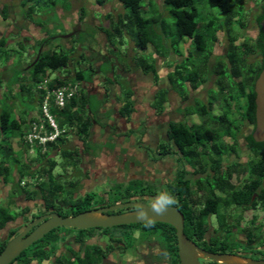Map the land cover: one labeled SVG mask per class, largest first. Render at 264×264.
<instances>
[{"label": "trees", "instance_id": "16d2710c", "mask_svg": "<svg viewBox=\"0 0 264 264\" xmlns=\"http://www.w3.org/2000/svg\"><path fill=\"white\" fill-rule=\"evenodd\" d=\"M33 1L24 0L23 5L26 6ZM58 1L48 0V3L51 6H56ZM118 1L125 9L129 10L128 13L121 14V16L131 20L134 26L139 29L137 41L134 43L135 49L145 50L149 44L154 47L150 56L155 53V57L153 55L150 63L137 61L135 67V64L131 61V66L133 65L137 70L142 69L146 75L154 76L156 79L161 78L157 63V58H164L162 53L164 49L162 46L163 38L158 28L160 24L158 19L160 20L161 15L159 17L152 14L144 16L143 11L148 12L144 9V0ZM248 1L253 0H206L210 7L218 8L226 15L229 23L236 20L239 22L237 32L232 24L228 29L225 28L224 22L213 20L204 26H200L197 21L200 14L199 9L193 0L162 1L161 9L164 5L168 6V11L174 18V29L167 32V37H171L173 46L180 45L186 39H189L192 50L186 58L182 55L173 54L177 58L172 61L174 63L168 75V82L172 90L177 92L182 101L186 103L184 114L186 116H197L200 118L201 124H190L186 120L171 121L166 128L167 141H161L155 149L148 146H144V149L151 152V157L155 162L164 160L166 157H177L180 167L175 179L169 184L165 183L164 187L174 193L177 201L174 206L178 207L184 214L185 233L192 240L195 237H198V239L204 237L208 229L207 217L212 213L220 214L221 229L226 230V234L229 233V228L224 222L223 215H221L223 204L249 205L261 199L264 201V188L261 189L264 182V152L261 158L250 162L246 166L239 168L238 164L234 165L226 175H223L224 171L222 170L225 156L240 154V136L247 140L249 149L257 155H259V149L264 150V143L254 141L252 132L242 133L245 122L255 126L256 94L254 85L264 69L262 31L258 38L245 36L238 32L247 26L246 4ZM258 1L261 3V10L255 17V21L261 29L260 24L264 19V0ZM36 2H43V0H36ZM105 2V0H96L99 6H102ZM33 7L31 6L30 9ZM3 9L8 8L4 5ZM84 11L85 8H82V15ZM110 16H113V14H108V18ZM114 18L113 21L115 22ZM119 23L126 25L121 21ZM109 26H111V21ZM116 33L121 36V30L116 29ZM219 33L224 35L227 48L226 54L211 61ZM241 36L244 39L239 41ZM111 37H114L113 33L109 34L107 40L110 41ZM122 42L123 40L120 43L122 44ZM4 43L5 41L0 42V46H3ZM47 45L44 43V45L41 44L34 50L33 48L29 50L35 53V59H37L34 60L35 62L33 61V65L29 63L24 69H21L19 63V69H17L14 63H12V66H9L8 63L0 69L1 72L6 69L7 71L10 69L20 70V76L9 77V79H13L9 86H13L16 95L13 94L5 99V107L0 111V134L3 137V142H5L0 143V196L5 186L13 185L7 198L8 203L6 205L0 204V253L6 247L7 242L18 233V229H12L11 224L20 216H23L25 220H29L31 217L50 211L58 212L63 217L74 216L92 210L100 204L104 205L105 199H108L106 203H111L107 206L114 205L115 202L145 200L147 197H152L160 188L153 182L143 178H135L127 183L113 184L111 192L105 191L98 200L95 193H88L81 197L74 196L73 188L80 185V179H76L74 182H58L60 176L55 175L58 166L63 170H66L69 166L79 168L82 162L80 150L77 147L68 145L72 133H75L82 142L84 153H90L94 149L90 141L91 128L100 110L92 106L90 93L83 88L84 83H90L93 80V74L96 72L93 66L81 65L85 61V54L79 53V59L75 60L73 53L77 49L74 43L70 49H61L60 51L53 49L54 47L46 48ZM168 53L167 58H170L171 53L167 49ZM73 63L79 65V68L71 70L70 66ZM60 70H64V72H60ZM213 76L215 81H213V87L208 90L206 100L194 98V101L189 103L191 92L198 90ZM45 80L48 81L47 90L49 91L63 85H74L75 83H79L81 87L79 94L69 99L64 108L56 107L53 98L50 99V112L55 117L61 133L53 142L46 144L44 153L42 152V146H34L38 156L29 158V152L33 146L25 142V137L32 130V125L35 122L39 123L42 118L41 108L47 90L41 88L40 85ZM178 80H182V83H178ZM0 81H2V78ZM185 81H189L191 87L186 85ZM158 91L161 95L151 106L159 111V115H161L169 100L170 89L162 87ZM236 94H239V96H236ZM19 96H23V98H18ZM132 96L130 92L119 111L128 119L135 112L131 101ZM21 99L22 102H28V105H23L25 106L23 107V115L16 111V103ZM239 107L240 109L243 108V115L238 119L234 116V113ZM217 109L218 112L216 113ZM51 131L53 130L49 127L48 132ZM130 131L131 133L135 132L134 129H130ZM227 138L231 139V142H227ZM212 141L215 142L213 143L214 146L211 144ZM14 142L18 145V149H15ZM219 145L223 148L222 150ZM211 149L214 150V153H211ZM53 151L62 156V162H57L49 157ZM14 155H18V158H15ZM43 161H49V166H43ZM201 163H203L202 167L209 164L214 172L217 183L215 190L210 183L206 182L196 186L195 179L191 178L192 173L188 166L195 168ZM243 172L248 173L245 183L241 186L233 184L235 173L240 176ZM27 178H30L31 181H27ZM71 187L72 190L68 193L67 188ZM197 190H203L207 194L206 206L201 211L202 216L200 218L194 215L191 206L192 197L197 193ZM19 194H23L26 200L37 201L36 212L30 207L21 209L19 214L13 210L17 206L15 198ZM58 200L64 202L67 208L58 205ZM116 212H119V210ZM132 229H141V233L146 237L149 234L160 235L165 245V256L170 264H180L176 229L169 224L159 222L119 225L111 228L76 229L58 227L33 243L17 259L25 256L27 260L24 264H44V262L52 260H54V264H101L105 256L113 250V245L91 244L88 239L93 238L97 233L108 236L115 242H122V246L125 244L122 248V251L125 252L128 246L130 247L135 242V238H132L134 233ZM73 230H75L74 234ZM119 235H124L128 238V241H125L124 238L119 239ZM248 237L249 241L252 242L257 234L255 231L248 230ZM68 238H74L75 242L79 244L78 247L75 249L68 248L69 255L65 253L58 255L59 247ZM230 243L227 239L221 247V251L232 250ZM210 250L219 251L218 247ZM170 256L173 260L169 259ZM211 264H216V262H211Z\"/></svg>", "mask_w": 264, "mask_h": 264}, {"label": "rangeland", "instance_id": "374dc122", "mask_svg": "<svg viewBox=\"0 0 264 264\" xmlns=\"http://www.w3.org/2000/svg\"><path fill=\"white\" fill-rule=\"evenodd\" d=\"M105 1L102 6H99L96 0H59L56 6H51L48 0H43V2L39 3L34 0L32 3L24 6V0H0V42L5 41L4 45L0 46V69L8 63L9 66H12V63H14L17 69H19L18 65L20 63V68L24 69L25 64L30 63L27 54L29 50L32 48L34 50L38 46H41V44H48L46 48L54 47L53 49L60 51L61 49H70L74 43L77 49L73 53L75 60L79 59V53H84L86 57L81 65L93 66L94 71H96L93 74V80L83 85V88L85 87L84 89L90 93L92 106L100 110L102 114V117L98 116L95 119L91 128V142L93 150L96 152L91 151L89 153L90 156H86V162L82 164V167L69 166L66 170H63L58 166L55 170V175L60 176L58 178L59 183L66 182L67 178L72 182L80 179L79 192L88 191L95 193L98 200L105 191L111 192L113 184L127 183L133 177L152 178V180L159 182L162 177L168 176L171 173L170 171L177 173L180 167L177 157L171 156L167 157L165 161L155 162L151 157V152L145 150L144 146L155 149L161 141H165V130L170 120L179 119L186 120L190 124H201V120L197 116L185 117L182 115V117L176 118V114L181 115L179 110L183 109L186 103L182 101L177 92L172 90L168 82V75L172 70L173 59L177 58L174 55H182L186 58L192 50L189 39H186L180 45L173 46L171 37H167V32H171L174 29V18L169 13L168 6L164 5L161 9L163 0H144L143 2L144 9L148 11H143L144 16L152 14L159 17L161 15L160 20L158 19V23L160 22L158 28L163 38L162 46L164 49L162 53L164 54V58H157L161 78L156 79L154 76L143 73L142 69L137 70L133 65L131 66L134 63L136 67L137 61L150 63L153 55L155 57V53L150 56L154 47L149 44L145 50L135 49L134 43L137 41L139 29L134 26L131 20H127L121 16V14L128 13L129 10L125 9L118 0ZM193 1L199 9L200 14L197 21L200 26H204L213 20L224 22L225 28L228 29H230L232 24L234 30L237 32L239 28L237 20L229 23L227 16L218 8L210 7L206 0ZM260 4L258 0L247 2V26L238 31L239 33L245 36L254 35L256 28L255 17L261 10ZM4 5L8 9L2 10ZM31 6L34 7L30 9ZM82 8H85L83 15ZM108 14H113V16L108 18ZM113 17H115V22L113 21ZM110 21L111 26H109ZM119 21L126 25H121ZM116 29L121 30V36L116 33ZM112 33L114 37H111L110 41H108V36ZM243 39V36H241L239 41ZM189 46L190 48H188ZM167 49L171 53L170 58H167L169 55V53L167 54ZM226 49L224 35L219 33L218 42L213 54H223ZM212 59L214 58H211V61ZM73 68L78 69L79 65L73 63L70 69L72 70ZM206 69L208 71V66ZM2 71L4 72L0 71V79L2 78V81H0V111L5 107L4 100L13 94L16 95L13 86H9L13 80L12 78L9 79V77L20 76V70H17L18 73L16 69ZM61 71L64 72V70ZM213 81H215L214 76L210 77L206 84ZM179 82L182 83V80H178ZM206 84L197 91L191 92L189 103L193 102L192 97L206 100L208 97V85ZM186 85L191 87L189 81L186 82ZM162 87L170 89V103L166 105V115H159V111H156L151 106L160 97L161 93L158 90ZM130 92L133 95L131 101L135 112L128 119V117H125L119 111ZM236 96H239V94H236ZM18 98H23V96H19ZM12 105L15 106L14 103ZM23 105H28V102H22L21 99V101H17L16 103V111L21 115H23V107H25ZM242 109L239 107L235 111L234 116L236 118L242 117ZM88 111L89 108L87 109V113ZM182 112L184 113V110ZM130 129H134L135 132L131 133ZM243 134H248V131L245 130ZM240 139L242 140L244 137L240 136ZM227 140L231 142V139L227 138ZM69 142L70 147L82 146L81 141L75 133L71 134ZM0 143H5L1 134ZM213 143L215 142L212 141L211 144L213 145ZM241 143L243 144V140ZM14 146L18 148L15 142ZM220 149L222 150L223 148L220 146ZM210 151L214 153L213 149ZM241 154L242 156L247 155L245 147H243ZM51 155L54 156L52 159L55 158L54 160L57 162L63 161L62 156L55 151ZM29 156L30 158H36L38 155L29 153ZM14 157L18 158V155H14ZM42 164L48 167L50 163L49 161H43ZM34 165L36 164L34 163ZM208 170L209 164H206L205 176L195 180V185L200 186L206 182L210 183L211 187L215 190L217 186L216 176L214 173L208 172ZM229 171L230 169L224 170L223 175H226ZM27 181H31V179L27 178ZM12 188L13 185H7L2 189V194L6 199H3L0 204L4 203L3 205H6L7 196L11 193ZM16 198V201L20 205L27 203L23 194L17 195ZM196 200L200 201V198ZM106 201L108 199L104 201L105 206L111 204L106 203ZM118 203L122 202H115L114 204ZM19 209V206L13 208L18 214L21 211ZM72 232L74 234L75 230ZM255 233L258 234L257 231ZM119 236L128 241V238L123 237L124 235ZM147 238L151 240L156 238L161 245L164 243L160 235L149 234ZM136 240L137 238H135ZM73 247H78V244H72L68 248L72 249ZM235 247L237 246L234 245L232 248ZM248 248L244 246L242 249L246 250ZM111 258L113 262L117 260V256H112ZM26 260L25 256H21L11 264H24ZM44 264H54V260L44 262Z\"/></svg>", "mask_w": 264, "mask_h": 264}, {"label": "flooded vegetation", "instance_id": "af4514ba", "mask_svg": "<svg viewBox=\"0 0 264 264\" xmlns=\"http://www.w3.org/2000/svg\"><path fill=\"white\" fill-rule=\"evenodd\" d=\"M261 31H262V29H260L256 23L255 33L253 36L251 35L250 37L258 38L260 36ZM215 47H216V45H215ZM40 51H41V49H40ZM27 54H28V57L30 60V64L33 65V63L37 60V59H35V57H36L35 53H32L31 51H29ZM225 54H226V51L223 54H217V55L213 54V56H214V57L212 56V58H214L213 61L217 57L224 56ZM25 65L27 66L28 64H25ZM205 84H203L201 87H203ZM206 85H208V87H207V93H208V90L213 87V82H209ZM163 88H167V87H163ZM194 98H197V97H192V101H194ZM29 103L31 104V102H29ZM169 103H170V100H168L166 105ZM166 109H167V106L161 115L167 114ZM182 110H184V108L179 110L181 115L176 114V118L182 117V115L187 117L182 112ZM177 112H175V113H177ZM98 116L102 117L101 111H99V113L97 114L95 119ZM95 119H94V121H95ZM171 121H182V120L173 119V120H170L168 123H170ZM254 129H255V126H253V124L245 122L243 125V128H242V133L245 132V130H247L248 133L252 132V134H253ZM165 136H166V130H165ZM91 138H92V133H91L90 141H91ZM242 140H243V144L241 143ZM242 140L239 139V146H240V150H241L239 155H237V156L236 155L225 156V161L222 164V170L223 171L230 169L231 167H234V165H236V164H238L239 165L238 167L241 168L243 166L248 165L250 162H252L254 160H258L259 158L262 157V153L264 152L263 149H259V155H257L256 153H254L253 151H251L249 149L248 144H247V140L245 138ZM166 141H167V137L165 139V142ZM227 142H229V140H227ZM68 145H70V142H68ZM75 147H77L80 150V153L82 154L81 155L82 156V162L80 164V167H82V164H84L86 162L85 161L86 156H90V154L84 153L83 144L81 147H79V146H75ZM243 147H245V149H247V155L246 156H242V154H241L243 151ZM15 149H18V148H15ZM92 151L96 152L95 150H92ZM29 153L37 154L36 150H32ZM49 157L52 158L54 156H52L50 154ZM29 158H30V156H29ZM166 159H167V157L164 158V161ZM202 166H203V163H201V165H197L195 168H191L188 166V169L192 173L191 178L197 180L200 177L205 176V174H204L205 166L204 167H202ZM170 172L171 173L168 176L166 175V176L162 177V179L159 182H157L156 180H152V178L151 179H147V178H143V177H140V178H143L144 180L153 182V183L157 184L159 187H164L165 183L169 184L170 182H172L173 179H175L176 173H174V171H170ZM208 172H210L211 174L214 173L211 170L210 166H209ZM247 177H248V173H246V172L241 173L240 176H238V174L235 173V175L233 177V184L241 186L245 183V180L247 179ZM135 178H139V177L136 176V177H133L132 179H135ZM132 179H130V180H132ZM66 181H69L68 178ZM68 183H70V182H68ZM262 188H264V182H263V186H261V189ZM70 190H72V187L67 188L68 193H70ZM196 192L197 193L194 194V196L192 197L191 206H192V209L194 211V215L197 218H200L202 216L201 211L206 206L207 194L203 190H197ZM88 193H91V192H88V191L87 192H79L78 187L73 188V194L75 197H78L80 195L85 196ZM218 193H220V192L218 191ZM197 197L200 198V201L196 200V199H198ZM7 198H8V196H7ZM151 198L152 197H147L146 198L147 200H136V201H141V202L148 204L150 202ZM3 199H6V197H4V195L2 194L0 196V202ZM15 199H17V198H15ZM25 202H27V203L24 205H20V204H18V201H16L17 206H19V208H20L19 210L26 208V207H30L31 209L34 210V212H36V210H37L36 206L38 205L37 201L25 200ZM6 204H7V201H6ZM57 204L63 206L64 208H67V207H65L66 205L64 204V202H62L61 200H58ZM106 206L105 205H99L98 207H96L94 209L106 207ZM134 209L135 208H127V209L119 210V212H116V211H113L114 213L109 212V214H120L123 212L132 211ZM52 213H58V212L50 211L47 213L39 214L36 217H31L29 220H25L23 218V216L18 217L15 220V222H13L11 224L12 229H18V233L15 234L8 242H10L12 239H14L15 237L22 234V232L28 226H30L34 221H36L38 218L45 216V215L52 214ZM221 215H223L224 222L226 223V226L229 228L228 234H226V232H225L226 230L224 231L221 229L220 214L219 213H212L207 217L208 229H207L206 233L204 234V237L202 239H198V237H195V239H193V240L190 238L189 239L191 241L195 242L199 248H201L205 251H208V252L221 253V254H233V255H236L240 258H247V259H252V260H264V201H263V199L259 200L256 203H252L249 205H239V204L233 203L231 205L225 204V206H224V204H223L222 208H221ZM39 224L33 226L29 233L33 232L39 226ZM248 230L258 232L257 237L252 242L249 241ZM132 231L134 232L132 238H137V240L134 243H132L130 247L128 246V248L125 252L122 251L123 250L122 248L125 245L124 243H123L124 245L122 246V242L121 243L115 242L114 240H112V238H110L108 236L100 235L98 233L93 238H89L88 242L91 244H99L101 246H108L109 244L113 245V250L110 251L105 256L104 261L101 264H170V262L168 261V259L165 256V249H164L165 245H164V243H163V245H161L159 240H156V238H153L152 240L147 238L145 235H143V233H141V231H142L141 229H132ZM118 237H120V236H118ZM119 239H122V238L120 237ZM227 239L231 242L230 243L231 247H233L234 245L237 247L232 248V250H228L226 252L221 251V247L227 241ZM8 242H7V244H8ZM216 243H218V244H216ZM72 244L76 245L77 243L75 242L74 238H68L65 241V243L59 247L57 254L59 255L61 253H65V254L69 255L70 251H68V247ZM257 244H260V245H257ZM177 245H178V240H177ZM244 246H247L249 248L244 250V249H242ZM120 247H121V249H120ZM216 247H218L219 251L215 252L213 250H210L213 248L215 249ZM73 248L75 249L77 247H73ZM178 255H179V248H178ZM112 256H117V260L113 262L111 260ZM169 259L171 260L172 256H170ZM179 261H180V257H179ZM200 262H201V264H211V262H215V261L202 258V259H200ZM241 262H243V261H241ZM180 264H181V261H180ZM216 264H223V263L216 262Z\"/></svg>", "mask_w": 264, "mask_h": 264}, {"label": "water", "instance_id": "95a60500", "mask_svg": "<svg viewBox=\"0 0 264 264\" xmlns=\"http://www.w3.org/2000/svg\"><path fill=\"white\" fill-rule=\"evenodd\" d=\"M264 47V19L261 21ZM255 129L252 134L254 141L264 143V69L255 81ZM140 205H146L141 201L118 203L111 206L101 207L81 212L74 216L63 217L58 213H52L42 216L28 226L22 234L12 239L4 250L0 253V264H11L23 251L29 248L33 243L42 239L47 233L58 227H68L76 229L90 228H111L119 225H130L138 223H148L146 220L137 219L136 209ZM135 208L132 211L120 214H109V212ZM151 223H166L176 229L178 240L179 257L181 264H201L200 259H210L223 264H264V260H252L240 258L233 254H221L205 251L189 239L185 233V216L182 211L171 206L159 216L149 213ZM40 223V224H39ZM39 226L31 233L33 226ZM243 262H241V261Z\"/></svg>", "mask_w": 264, "mask_h": 264}, {"label": "built area", "instance_id": "2783aa9c", "mask_svg": "<svg viewBox=\"0 0 264 264\" xmlns=\"http://www.w3.org/2000/svg\"><path fill=\"white\" fill-rule=\"evenodd\" d=\"M47 80L41 83V88L47 90ZM81 85L75 83L74 85H63L53 90H47V95L42 105V118L40 122H35L32 125V130L25 137V142L29 143L32 148L34 146H42L43 150H46V144L53 142L61 133L55 117L50 112V99L53 98L55 106L58 108H64L67 101L74 95L79 94ZM52 128L53 131L48 132V128Z\"/></svg>", "mask_w": 264, "mask_h": 264}, {"label": "clouds", "instance_id": "9594fccd", "mask_svg": "<svg viewBox=\"0 0 264 264\" xmlns=\"http://www.w3.org/2000/svg\"><path fill=\"white\" fill-rule=\"evenodd\" d=\"M32 150H35V148H32L30 152ZM42 152L44 153V150H42ZM176 203L177 201L174 193L167 187H160L152 196L148 204L140 205L136 209L137 219L146 220L150 224L153 217H150L149 213L159 216L169 207L176 205Z\"/></svg>", "mask_w": 264, "mask_h": 264}, {"label": "crops", "instance_id": "0c3cea01", "mask_svg": "<svg viewBox=\"0 0 264 264\" xmlns=\"http://www.w3.org/2000/svg\"><path fill=\"white\" fill-rule=\"evenodd\" d=\"M85 88V87H84ZM86 90V89H85ZM87 91V90H86Z\"/></svg>", "mask_w": 264, "mask_h": 264}]
</instances>
